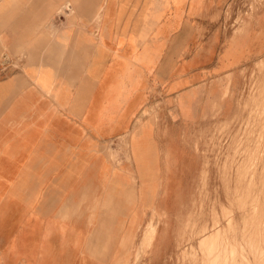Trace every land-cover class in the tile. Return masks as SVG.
<instances>
[{"label": "crops", "instance_id": "1", "mask_svg": "<svg viewBox=\"0 0 264 264\" xmlns=\"http://www.w3.org/2000/svg\"><path fill=\"white\" fill-rule=\"evenodd\" d=\"M228 3L0 0V166L13 160L19 171L17 195L0 179V206L17 201L24 223L49 231L57 264H74L78 231L112 237L87 264H116L147 222L188 200L203 162L186 138L219 114L221 77L231 73L233 90L241 68L264 56V1L236 33L212 18ZM134 128L130 158H109L107 140L118 152L119 136ZM60 175L90 189L81 203L66 200L79 218L73 228L59 224ZM5 243L0 235V264Z\"/></svg>", "mask_w": 264, "mask_h": 264}, {"label": "rangeland", "instance_id": "2", "mask_svg": "<svg viewBox=\"0 0 264 264\" xmlns=\"http://www.w3.org/2000/svg\"><path fill=\"white\" fill-rule=\"evenodd\" d=\"M263 1L230 0L212 18L236 33L249 19L261 15ZM111 28L106 27L108 32ZM147 29L140 28V40L146 38ZM120 32L126 33V27ZM230 77L231 73L221 77L219 114L198 123L186 138L203 162L188 200L171 202L168 217L156 214L143 228L136 247L126 250L116 264H264V56L241 68L233 90L229 89ZM110 92L105 91L107 100ZM155 112L154 107L142 109V114ZM136 135V128L121 134L118 152L111 150V140H107V156L116 160L120 152L129 159L127 151ZM7 177L15 183L9 187L10 194L17 195L19 171L13 160L0 166V179ZM110 185L106 180L107 192ZM57 186L59 224L73 228L79 218L72 217L66 200L75 198L81 203L90 189L83 184L74 186L61 175ZM18 211L17 201L0 206V235L6 239L3 264H14L19 255L24 259L18 264H57L49 231L29 217L24 223ZM129 239L130 235L121 238ZM110 240L109 234H72L74 264H87V257L105 252ZM99 241L104 249L100 252Z\"/></svg>", "mask_w": 264, "mask_h": 264}, {"label": "bare ground", "instance_id": "3", "mask_svg": "<svg viewBox=\"0 0 264 264\" xmlns=\"http://www.w3.org/2000/svg\"><path fill=\"white\" fill-rule=\"evenodd\" d=\"M141 264H143V263H141Z\"/></svg>", "mask_w": 264, "mask_h": 264}]
</instances>
